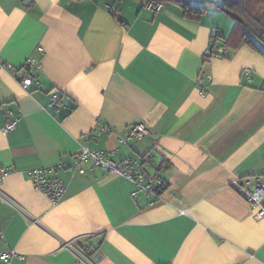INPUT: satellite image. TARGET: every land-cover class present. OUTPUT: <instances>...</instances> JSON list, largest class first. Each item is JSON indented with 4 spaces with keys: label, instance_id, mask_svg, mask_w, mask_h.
Returning a JSON list of instances; mask_svg holds the SVG:
<instances>
[{
    "label": "crops",
    "instance_id": "obj_1",
    "mask_svg": "<svg viewBox=\"0 0 264 264\" xmlns=\"http://www.w3.org/2000/svg\"><path fill=\"white\" fill-rule=\"evenodd\" d=\"M148 1L0 0L10 264H264V218L234 187L264 170V40L223 0H187L205 8L198 17L174 1L153 13ZM214 42L225 55L210 53ZM30 57L41 86L16 77ZM7 115L18 122L4 132ZM137 121L151 132L126 139ZM82 145L117 161L151 154L144 171L166 181L160 197L89 160L79 172ZM52 166L66 187L56 204L31 178Z\"/></svg>",
    "mask_w": 264,
    "mask_h": 264
},
{
    "label": "built area",
    "instance_id": "obj_2",
    "mask_svg": "<svg viewBox=\"0 0 264 264\" xmlns=\"http://www.w3.org/2000/svg\"><path fill=\"white\" fill-rule=\"evenodd\" d=\"M145 9L152 11L153 13L161 11L164 8V2L159 0H150L144 6ZM227 49L225 44H218L210 47V53L214 55H225ZM39 52L43 53V49L39 48ZM36 57H30L24 65V73L22 75H16L19 82L24 87L30 85L41 86V81L38 77V70L40 68V62ZM7 70H12L14 67L11 64L4 63ZM203 78L200 76L197 79V84L201 85ZM18 120L12 119L7 115V122L3 128L4 132L13 130L17 125ZM151 132V128L144 121H137L129 128V134L126 139L142 138ZM122 139L121 142H124ZM151 154H144L140 158H125L117 161L110 157L103 151L92 150L86 145L81 146V150L73 156V164L76 169L84 173V163L91 161L93 166H99L105 169L108 173H113L121 176L136 186V190L144 192L147 196L153 198H159L161 195L162 186L166 185L158 174H150L144 171V167L151 163ZM56 170V166L42 167L31 171V178L34 186L43 192L53 204L59 202L65 192V185L55 176H50ZM236 191L241 194L252 206L254 216L257 219L264 218V170L262 174L255 178L252 183L245 184L241 180L234 182ZM184 212V211H182ZM2 236V234H1ZM71 247V243H67ZM72 248V247H71ZM74 249V247H73ZM17 255L13 251L0 250V264H10L12 259Z\"/></svg>",
    "mask_w": 264,
    "mask_h": 264
},
{
    "label": "trees",
    "instance_id": "obj_3",
    "mask_svg": "<svg viewBox=\"0 0 264 264\" xmlns=\"http://www.w3.org/2000/svg\"><path fill=\"white\" fill-rule=\"evenodd\" d=\"M163 2L174 1L178 3L183 12L189 17H198L205 8L202 6H194L187 0H159ZM223 7L233 13L239 21L244 24L257 37L264 40V0H223ZM244 40L255 46L247 32H245ZM215 43V42H214ZM212 46H216V43ZM165 188V185L161 187ZM162 192V190H161Z\"/></svg>",
    "mask_w": 264,
    "mask_h": 264
}]
</instances>
